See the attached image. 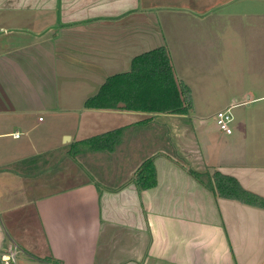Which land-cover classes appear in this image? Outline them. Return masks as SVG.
Returning <instances> with one entry per match:
<instances>
[{
	"label": "crops",
	"instance_id": "crops-1",
	"mask_svg": "<svg viewBox=\"0 0 264 264\" xmlns=\"http://www.w3.org/2000/svg\"><path fill=\"white\" fill-rule=\"evenodd\" d=\"M223 3L0 0V264L11 246L16 264H264V207L189 173L218 170L264 197V42L248 64L233 51L230 82L196 76L218 59ZM198 36L209 43L184 45L179 74L172 47ZM160 46L190 90L188 114L85 108L107 77ZM193 93L235 110L231 133L215 113L194 115ZM119 127L113 151L75 153ZM151 156L158 182L140 189L135 172Z\"/></svg>",
	"mask_w": 264,
	"mask_h": 264
},
{
	"label": "trees",
	"instance_id": "trees-1",
	"mask_svg": "<svg viewBox=\"0 0 264 264\" xmlns=\"http://www.w3.org/2000/svg\"><path fill=\"white\" fill-rule=\"evenodd\" d=\"M189 88L175 75L169 50L160 46L133 58L131 69L106 78L96 94L84 103L89 109H126L150 113L188 114L192 103L186 100ZM148 120V119H146ZM125 127H119L77 142L81 152L113 151L120 143ZM153 156L136 169L134 179L140 189L157 185V170ZM189 173L215 195L264 207V197L245 189L239 180L218 170Z\"/></svg>",
	"mask_w": 264,
	"mask_h": 264
},
{
	"label": "rangeland",
	"instance_id": "rangeland-1",
	"mask_svg": "<svg viewBox=\"0 0 264 264\" xmlns=\"http://www.w3.org/2000/svg\"><path fill=\"white\" fill-rule=\"evenodd\" d=\"M162 10V9H160ZM218 13L223 17V31L218 37V59L216 62L211 64V62L206 60V68L212 69V73L210 75H206L202 69L197 71V78L199 75L203 78H212L215 77L222 78V80H227L230 82L231 80V72H232V63L237 54H234V59L232 60L233 51L239 50L244 54V60L242 62H246L248 64V60L250 58H255V49L263 48L261 45L264 42V38L258 37L259 33L264 29V0H224V3L218 7ZM257 34L254 36V34ZM171 39V38H170ZM206 40L209 43V39L199 38L198 37H190L188 39H176V45L172 47L173 59L175 64L177 65V69L179 74L181 73L180 67L186 63L185 56V48L184 45L186 43H191V48H193L197 43L195 41H199L200 46H203ZM240 56L236 57V60L240 62ZM181 59V62L179 61ZM237 64V61H235ZM254 62H251V65ZM256 64V63H255ZM185 68H188L192 71H195L192 63H187ZM217 72V75H216ZM246 83L251 81L250 77H244ZM198 85H194V89H196ZM199 88V87H198ZM228 93H230V86H227ZM193 92V90H192ZM193 104H194V115H207L213 113L217 114L220 110H223L226 106V102L216 101L213 99L203 100L200 95L197 93H193ZM226 109V108H225ZM237 110V109H236ZM235 111V110H234ZM234 111L231 110L232 114ZM234 119V117H233ZM211 125V124H210ZM232 126V123H231ZM213 130V128H211ZM84 169V168H83ZM85 174L86 170L84 169ZM95 174V173H93Z\"/></svg>",
	"mask_w": 264,
	"mask_h": 264
},
{
	"label": "built area",
	"instance_id": "built-area-1",
	"mask_svg": "<svg viewBox=\"0 0 264 264\" xmlns=\"http://www.w3.org/2000/svg\"><path fill=\"white\" fill-rule=\"evenodd\" d=\"M215 120L217 122V125L219 126L220 129L227 133L232 132V127L231 123L233 121V114L231 112V107L220 110L216 116ZM20 133L17 132L16 136H19ZM20 250L18 248H13L12 246L9 248L8 252H6L3 255V262L5 264H16L17 259H18V254Z\"/></svg>",
	"mask_w": 264,
	"mask_h": 264
}]
</instances>
